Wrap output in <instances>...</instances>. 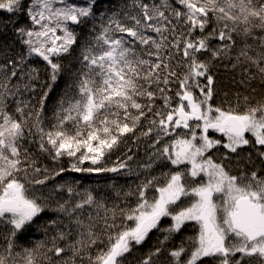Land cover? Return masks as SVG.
Listing matches in <instances>:
<instances>
[{
    "label": "snow or ice",
    "instance_id": "1",
    "mask_svg": "<svg viewBox=\"0 0 264 264\" xmlns=\"http://www.w3.org/2000/svg\"><path fill=\"white\" fill-rule=\"evenodd\" d=\"M217 64L264 82V0H0V264H264V99Z\"/></svg>",
    "mask_w": 264,
    "mask_h": 264
},
{
    "label": "trees",
    "instance_id": "2",
    "mask_svg": "<svg viewBox=\"0 0 264 264\" xmlns=\"http://www.w3.org/2000/svg\"><path fill=\"white\" fill-rule=\"evenodd\" d=\"M224 7L227 9L228 5L225 4ZM233 15H235V10L230 9ZM212 72L215 76V88L216 96L214 102L220 104L222 101H226L225 106L232 104L233 106L239 103L241 110L245 106L244 97H248L252 103L259 102L264 99V82L261 81L259 77L250 82L241 83V75L239 70L233 71L231 65L217 64L213 67ZM63 85V80L61 81V87ZM60 94V87L52 94L49 100V108L55 106L56 99ZM51 113H49L50 115ZM141 155L143 152L141 151ZM242 155H244L242 153ZM255 158V157H253ZM112 159H115L113 156ZM50 167H54L51 161H45ZM65 167L68 166V160L65 159L61 162ZM257 166H259V161H256ZM264 174V173H262ZM76 173H65L63 179H70L73 176H79ZM115 174H100V175H87L82 178V183L80 186V191L83 192L85 188L96 189L98 192L108 191V184L110 183V177H114ZM58 181L62 182V178L58 177ZM54 183V182H53ZM119 183L124 184L125 180L119 178ZM52 184L50 183L49 187ZM42 239L39 233L35 234L33 242L35 240ZM179 238H177L178 242ZM155 241V235L143 246L140 251L147 250Z\"/></svg>",
    "mask_w": 264,
    "mask_h": 264
}]
</instances>
